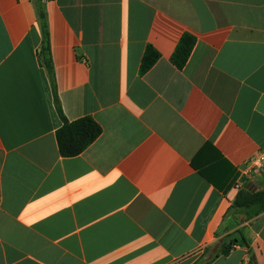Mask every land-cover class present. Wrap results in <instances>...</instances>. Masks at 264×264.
<instances>
[{
	"label": "crops",
	"instance_id": "0c3cea01",
	"mask_svg": "<svg viewBox=\"0 0 264 264\" xmlns=\"http://www.w3.org/2000/svg\"><path fill=\"white\" fill-rule=\"evenodd\" d=\"M39 3L62 114L102 129L74 157L56 143ZM259 157L264 0H0V264H195L232 239L206 264H264V212L231 209L264 189Z\"/></svg>",
	"mask_w": 264,
	"mask_h": 264
},
{
	"label": "trees",
	"instance_id": "16d2710c",
	"mask_svg": "<svg viewBox=\"0 0 264 264\" xmlns=\"http://www.w3.org/2000/svg\"><path fill=\"white\" fill-rule=\"evenodd\" d=\"M38 1L40 2V0ZM37 20L41 31L38 61L40 65L46 70L54 97V102L56 104V110L62 122L61 127L56 131V143L58 151L61 157H74L81 154L88 146H90L100 136L102 129L90 117H84L72 122H69L64 118L57 99L56 82L50 56L49 32L46 23L45 12L40 3L37 6ZM194 42V38L187 33L181 36L174 52L170 57V63L178 70H181L186 64L194 46ZM158 58V53L152 47L148 46L141 59L140 74L143 75L146 73L156 63ZM198 170L200 175L210 181L200 169ZM231 209H234L239 213H243L246 219H251L258 216L264 212V189L257 190L255 192L244 188L239 190L234 201L232 202ZM235 244H238L237 239L229 240V242L224 241L219 245L218 252L215 253L211 258L207 257L208 254H204L203 257L195 264H206L216 258L219 254L226 256L230 252L231 247Z\"/></svg>",
	"mask_w": 264,
	"mask_h": 264
},
{
	"label": "built area",
	"instance_id": "2783aa9c",
	"mask_svg": "<svg viewBox=\"0 0 264 264\" xmlns=\"http://www.w3.org/2000/svg\"><path fill=\"white\" fill-rule=\"evenodd\" d=\"M251 169L254 171H258V170H264V158H257L254 159L252 165H251Z\"/></svg>",
	"mask_w": 264,
	"mask_h": 264
},
{
	"label": "water",
	"instance_id": "95a60500",
	"mask_svg": "<svg viewBox=\"0 0 264 264\" xmlns=\"http://www.w3.org/2000/svg\"><path fill=\"white\" fill-rule=\"evenodd\" d=\"M246 189H250V188H249V185L246 186ZM255 190H256V188H254V187L251 188V191H252V192H255ZM217 249H218V246H216V247L212 250V253H211L210 256H209L210 258H211V257L217 252Z\"/></svg>",
	"mask_w": 264,
	"mask_h": 264
},
{
	"label": "rangeland",
	"instance_id": "374dc122",
	"mask_svg": "<svg viewBox=\"0 0 264 264\" xmlns=\"http://www.w3.org/2000/svg\"><path fill=\"white\" fill-rule=\"evenodd\" d=\"M209 253V251H207V253H205V255H207Z\"/></svg>",
	"mask_w": 264,
	"mask_h": 264
}]
</instances>
